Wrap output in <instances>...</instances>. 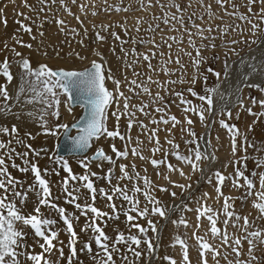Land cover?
<instances>
[{"label": "rangeland", "instance_id": "374dc122", "mask_svg": "<svg viewBox=\"0 0 264 264\" xmlns=\"http://www.w3.org/2000/svg\"><path fill=\"white\" fill-rule=\"evenodd\" d=\"M172 2L173 0H159V3H157V0H75V3H73V0H63V3H61V0H55V2L53 0H46V3L42 4L40 0H27V4L31 5V9H35L33 11L25 7V0H0V62L5 58L10 61L11 72L14 77L12 82L8 84V92L13 97L11 101L7 102L10 104L11 110L5 111L0 107V127L11 128L12 126H16L12 123V119L20 115V117H30L33 125L35 121L36 126L33 132L26 131L25 129L19 130V137L16 134H0V140H4L5 142L8 140L13 141L12 147L15 148L17 153H28L27 157L13 154L11 159L5 158L9 173L17 181L16 191L27 193V201L22 202L19 198L13 197L11 190H9L6 194L8 197L6 202H15L22 213L26 215L33 214V209L39 207V215L41 217L56 221L51 226V229L58 233L56 240L53 241L55 248H53L50 254H44L46 259L52 261V264H68L67 258L70 255L72 238L56 209L38 203L40 200V189L31 190V186L36 183L34 174L19 170V168L27 166L25 160L38 164L44 178L49 181L52 192V196L50 197L52 203L65 208L66 214L73 217V227L78 239L76 243L77 256L72 260V264H96L93 256L97 254L99 249L94 240H92L93 232L91 228L87 231L83 230L86 224L92 221L94 214L89 212L86 216L79 209H76L74 204L68 203V197L62 186L67 173L62 167V162L58 161V157L56 156V147L64 129H59L56 136L46 134L43 124L39 119V116L46 109V105L39 102L26 103L27 95L20 96L19 89L27 87V80L22 79L24 73L17 63L21 58L17 57L12 49L21 52L24 58L29 59L34 69L38 68L41 64H46L53 69L83 70L90 67L92 61L100 62L107 69L111 70V75L115 80L121 82L119 91H122L124 96L130 97L129 111L135 112L136 120L130 132L132 138L128 144L130 154L127 159L118 160L117 164L112 166L111 183L107 179L98 178L106 176L110 167L109 164L102 167H98V165L91 166L95 163L92 161L90 169H85L80 162L82 160L90 161L93 156L63 158V160H67L73 173L76 175H83L87 171H91L92 168L95 169L92 172H96L97 177H92V180L98 191L94 205L101 211L108 212L109 217L97 218L94 222L103 228L106 235L111 238L108 241L110 247L119 233H124L126 236L139 235L142 240L151 239L153 244L155 243L156 232H152L150 228L145 236L138 233L137 229L130 227V222L126 219L125 215L130 206L119 196H114L113 199V202L117 206L119 218H110L113 213L110 202L99 192V189H105L111 194V189L114 185L127 186L130 190L133 184L136 183L134 180L119 179V164L129 165V173L133 176L138 172L141 177H148L154 185L151 189V194L166 209L167 219H165L166 217H160L158 214H150L148 217L138 218L136 221L131 222L139 223L148 228L147 220L150 219L156 225V228H158L166 220L160 233L159 249L156 253L154 251L150 253L147 250L146 243H142L139 248H136L137 251L142 253L137 258L128 251L126 245L119 244L117 247H119L120 251L113 253L115 264H169V261L164 259V257H172L177 261V264H183L182 246L175 243L177 236L184 240L188 246L190 264H203L200 255V244L203 241H207L220 251V255L215 256V258L211 252L205 254L208 264H216L217 260L219 264H229L230 261L232 264H236L237 260H250L247 240H242V254L237 257L231 247L222 245L221 239L213 236L210 231V221L206 216H201L198 220L197 209L201 205L211 207L218 214L214 218L217 219V227L223 232V221L226 219L223 213L224 197H231L229 202L234 204V208L230 209V211H235L241 217L248 216L251 224V227L248 229L249 232L264 229V219L259 218L260 214L258 210L253 206L254 203L264 202L260 201L258 195L260 191L258 175H251L256 185L252 189L251 195L247 194L245 188H234L231 181L226 180L222 188L224 196H218L215 190L216 181L214 179V173L217 171L225 176H234L235 168L237 167L241 168L246 175L264 172V167H257V161L264 160V116L256 117L247 112V108L249 107H252L253 112L256 113L262 110L259 105L253 106L251 99H264V92L251 85H258V82L260 83V87L264 88V47L256 55H252L247 59L245 58L244 61L242 59L247 53L264 42V20H260L257 15H254L260 13V9L264 5L259 3L251 5L252 12L249 13L248 0H228V3L224 7H221L217 3V0H203V3H201V0H174L175 4L180 5L181 11L178 12L174 6L168 7ZM161 5H164V7L162 8ZM209 5L213 13L211 17L209 16ZM233 5H235V8ZM165 12L176 15L183 14L184 26L189 28L194 34L193 38L197 46L201 43H214L216 45L214 49H201L205 60L201 64V75L195 85H192L190 82L196 70L192 65L191 58L185 53L191 52L193 57L196 53L188 43L187 33L184 32V29L178 23L172 22L179 29V31H173L170 30L171 24L165 25L162 19H156L157 17L162 18ZM18 13H24L25 16L31 19H24V16H20ZM227 13H237V15H228ZM241 14L251 17V23L241 20L239 18ZM189 17L202 28H207L210 25L212 32H205L204 35L214 37L215 39L201 41L198 36H195L196 29L192 28ZM200 17H203V19H200ZM5 18L6 20L10 18L7 20L6 25L3 23V19ZM17 20L29 25L32 28V33L29 34L22 31ZM59 20H63L65 23L60 25L58 23ZM157 24L160 25L159 28L156 27ZM252 24L259 25V29L256 30L255 35L253 34ZM102 26H105L107 30H104ZM150 26L155 31H149ZM226 26L227 33L225 34L223 29ZM137 28L140 30L137 31ZM125 30H127V33ZM41 32L44 33L43 36L40 35ZM97 32L105 36L106 39L99 41L96 37ZM113 32L119 34L121 40L127 41V43L122 44L121 41L116 40L112 36ZM181 34H183L182 43H176L168 39L169 37H179ZM32 36H35V39H32ZM153 37L155 45L141 44L139 42L133 44L131 42L133 39L139 41L141 38L148 40ZM17 40L22 41L24 44H31L32 48L23 47L17 43ZM233 40L238 41V43L232 44L231 41ZM252 41H255V43ZM168 44H171V49H169ZM156 45H159V48ZM122 48L129 53L127 56H125V51H122ZM133 48H135L137 53H149V50L156 52L155 57L151 59V68L148 67V61L137 58L132 54L131 50ZM231 49H235V51H230ZM77 53H79V57H84V59H80L76 55ZM225 53L228 55L226 56ZM177 57H179V63H176ZM136 59H139V62L134 63L133 61ZM226 59L228 63L227 69L225 68ZM128 65L132 66L129 67ZM209 68L213 69L214 72H220V78L217 79L212 72H208L207 69ZM134 73H139V75H135ZM225 73H227V76H225ZM205 76L207 80L204 79ZM148 77H151L152 81H159L164 87L162 88L156 83H152L148 80ZM181 79L186 82L180 83ZM132 80H136L137 84L147 85L152 95L145 94L141 88L131 85L130 82ZM169 81H177V83H168ZM5 82V79L0 77V84H4ZM221 82L223 83L220 89H218L216 98H214V92L209 90L215 89ZM106 86L110 91H113L114 95L116 94V85L113 80H107ZM189 87H194V90L200 95H210L213 100L212 111L215 112H205V123H201L197 115L188 114L194 121L192 125L193 130L196 132L197 137H201L199 139L201 151L206 152L208 157L200 162V166L203 169L202 172H193L190 165L171 155L173 149L167 143L169 139L179 145V152L183 155H190L189 149L195 148L194 144L185 143L191 137L181 132V125L173 128L171 123L168 125L151 123L153 117L157 120L160 118L161 113L155 112V108L158 106H166L165 110L169 115H175L182 122L184 121L185 116L182 111L184 106L179 105V100L174 95L175 92H181L187 99L192 100L194 104H203L207 108L206 102L200 101L197 97H193L187 92ZM157 92L164 97L162 103H153V98ZM137 93L139 94L137 95ZM117 99L119 100L120 110L123 111L124 99L118 96ZM60 100L59 120L52 115L54 109L47 108L48 115L45 117V120L47 121L48 128L55 129L57 124H67L68 126L73 124L83 110L82 108L77 110H73L76 108H72V111L69 112L67 97L61 95ZM174 100L176 103H173ZM241 100L244 104L243 108L240 107ZM5 103L0 98V106ZM131 105H148L145 111L150 113V116H145L136 108H132ZM214 107L217 110H214ZM116 108L117 105L114 101L108 109L107 125L110 130L114 129L116 125V118L112 115L116 111ZM222 111L225 113L231 111L232 117L229 119L226 114L221 116L220 113ZM66 114L71 116L70 121H65ZM128 119L127 115L121 116L119 121L121 133L127 130ZM210 119L212 120L210 121ZM220 119H225L229 124H235L241 133L247 135V143L254 144L255 148L248 147L247 153H245L240 147L244 143L243 139L239 137L237 140L238 150L236 156L233 157L231 137L227 130L220 126ZM140 121L147 125L149 129L159 128L157 136L163 149L169 152L167 162L171 163L176 169H182L185 175H180V171L178 170L169 172L166 165H161L157 168L150 163V159L152 158L163 159L164 151L157 152L153 156L150 149L155 146V142L149 143L148 136L150 132H145L140 128ZM184 126L187 127L186 124ZM167 129H171V131L169 132ZM76 132L74 131L73 134ZM18 138L22 139L24 143L16 144L15 140ZM137 139L143 143L138 145ZM98 141L105 142V148L103 149L107 154L110 153L108 155H112L114 159L116 157L111 150L112 144H115L120 150H124V142H121L119 139L112 140L111 138L102 136ZM26 145H31V149L27 148ZM137 147L142 149V154L148 157V159H140L131 154V149ZM94 148L96 147L93 142V152L97 151H94ZM35 152H39L40 155H35ZM245 155L248 157L247 161L241 160L238 165L233 163L235 159H240ZM13 164L17 165V167H13ZM132 165H135L134 169ZM45 169H47L46 173L43 171ZM209 178H212V183L208 182ZM240 182L244 183L243 180ZM139 183L143 188V181L141 180ZM177 184H183L186 188L182 190L175 186ZM73 186H79L78 182H70V190ZM161 188H167L168 191H161ZM171 192H175L176 196H171ZM205 193H207V196H205ZM0 194H4V190L0 189ZM129 194L133 193L130 191ZM78 195L80 196L79 203H93L88 190L81 187ZM136 195L139 196L140 206L143 208L147 203L145 198L142 195ZM148 207L151 208V205H148ZM0 211H3L7 215L6 209ZM132 215L136 214L132 213ZM75 217H79V219ZM181 219L187 221V226L178 223ZM239 223L242 225L243 219ZM15 227L25 233L22 238V246L17 250V258L20 264H33L28 257L31 254L42 253L43 249L40 247V244L44 241L42 238L34 235V230L30 226L16 222ZM227 232L233 237L247 235L243 228H234L232 222L228 224ZM197 237H202L203 241H198ZM90 240L93 247V252L91 253L82 250L85 243ZM254 243L256 247L253 250V254L257 257V260L251 261V264H264V244L258 240L254 241ZM229 244H232V240H229ZM132 247L135 248L136 246L133 245ZM59 249H63V257H61ZM151 255H154L153 258H150ZM123 256H127L128 259L126 261L123 260ZM150 260L154 261L149 262Z\"/></svg>", "mask_w": 264, "mask_h": 264}, {"label": "snow or ice", "instance_id": "6c2138e0", "mask_svg": "<svg viewBox=\"0 0 264 264\" xmlns=\"http://www.w3.org/2000/svg\"><path fill=\"white\" fill-rule=\"evenodd\" d=\"M55 2V0H53ZM40 3H46V0H40ZM61 3H63V0H61ZM73 3H75V0H73ZM157 3H159V0H157ZM201 3H203V0H201ZM217 3L221 5V7H224L226 3H228V0H217ZM259 3L261 5H264V0H248V12H252L251 5ZM175 7L178 12L181 11L180 5L175 4L174 0L172 3L168 5V7ZM25 7H28L31 9V5L27 4V0H25ZM163 8L164 5H161ZM209 16L211 17L213 13L211 12L209 5ZM235 8V5H233ZM35 10V9H31ZM43 10V9H41ZM120 10V9H117ZM126 11V9H124ZM95 14V13H93ZM228 15H237V13H227ZM20 16H24V19H31L28 16H25L24 13H18ZM257 15L260 20H264V7H261L260 13L254 14ZM239 18L241 20H246L249 23H251V17L247 15H239ZM78 19V18H77ZM156 19H162V22L165 25H172L170 30L173 31H179L175 27V24H172V22L178 23L181 28L184 29V32L188 35V43L192 46L193 50L195 51L196 55L193 57L191 52H186L185 54L188 55L192 60V65L194 69L196 70L193 79L191 80V84L195 85L197 79L200 78V67L201 64L204 62L205 57L202 55L201 49H207L212 48L214 49L216 45L214 43L210 44H203L201 43L199 46H197L195 39L193 38L192 31L185 27V21L184 16L181 13L180 15H176L174 13L165 12L164 16L157 17ZM200 19H203V17H200ZM189 21L191 23L192 28L196 29L195 36H198L201 41L209 40V39H215L214 37L205 36V32H212V27L209 25L207 28H202L200 25L196 24L194 20L189 17ZM3 23L6 25L7 20L6 18L3 19ZM17 23L20 25V29L24 32H27L29 34L32 33V28L24 24L22 21L17 20ZM58 23L60 25H63L65 22L63 20H59ZM104 30H107L105 26ZM157 28L160 27L159 24L156 25ZM259 29L258 24H252V30L253 34L255 35L256 30ZM63 31V29H61ZM137 31L140 29L137 28ZM149 31H155L151 26L148 29ZM75 31V30H73ZM127 33V30H125ZM223 32L227 33V26L225 29H223ZM41 36L44 35L43 32L40 33ZM112 36L118 40L121 41L122 44L127 43V41L121 40V37L119 34L113 32ZM96 37L99 41H103L106 39L105 36L100 35L99 32L96 33ZM32 39H35V36H32ZM168 39L173 40L176 43H182L183 42V34H181L179 37H169ZM133 44L141 43V44H154L155 45V39L150 38L148 40H145L141 38L139 41L136 39H133L131 41ZM166 42V41H165ZM255 43V41H252ZM17 43L21 44L23 47H27L29 49L32 48L31 44H24L22 41L17 40ZM83 43V41H81ZM232 44L238 43V41L233 40L231 41ZM7 47V45H5ZM157 48H159V45H156ZM169 49H171V44H168ZM13 52H15V55L17 57H20L21 59L17 61V63L20 65L24 76L22 79L27 80V87H21L19 89L20 96L27 95L26 103H34L39 102L41 104L46 105V109L42 112V114L39 116L40 121L43 124L44 131L48 135L56 136L59 132V129L63 128L65 131L68 130L67 124H57L55 129L48 128L47 127V121L45 120V117L48 115L47 108H53L54 111L52 112V115L56 117L57 120L60 118V111L59 106L61 103L60 96L65 95L67 97V103H68V111H72L71 102L74 99L73 94L79 93L82 97V106L85 108V116L83 119V127L80 128V132L82 135L77 136L73 143L75 145V150L78 151H84L87 148L91 147V144L94 140H99L102 136L111 138L112 140L119 139L121 142H124V150H120L116 147L115 144L111 145V150L114 153L116 159L113 158L112 155H108L103 148L97 149L94 156L91 158L90 161H84L82 160L80 163L82 167L85 169H90V163L92 161H98V167H102L104 162H107L109 164V169L106 173V176L104 177H98L102 179H107L109 183H111L112 179V171L113 167L117 164L118 160L121 159H127L129 156V147L128 144L131 142V128L133 126V123L136 122L135 120V112L129 111L130 104L129 100L130 97L124 96V93L122 91H119L120 88V81L115 80L111 75V70L107 69L104 64L92 61L89 68L79 71V70H65V69H53L50 68L46 64H41L38 68H33L31 61L27 58L23 57V54L19 51H16L15 49H12ZM122 51H125L122 48ZM230 51H235V49H231ZM132 54L136 56L137 58H142L145 61H148V67L151 68V59L155 57L156 52L149 50V53H137L135 48L131 50ZM129 53L125 51V56H127ZM79 57V53L76 54ZM163 55V53H161ZM227 56L228 54L225 53ZM80 59H84V57H79ZM218 59V57H216ZM134 63L139 62V59H136L133 61ZM179 57L176 59V63H179ZM131 67L132 65H128ZM228 63L227 59L225 60V68L227 69ZM208 72H212L217 79L220 78L221 73L220 72H214L213 69L209 68L207 69ZM107 73V75H106ZM135 75H139V73H134ZM225 76H227V73H225ZM0 77H3L5 79L4 84H0V98H2L6 103L0 107L3 108L5 111H10V104H8V101H11L13 99L12 96H10L8 92V84L12 82L14 79L13 74L11 72V63L10 61L5 58L2 62H0ZM113 80L114 84L116 85V94L114 95L113 91H110L106 86V80ZM205 80H207V77H204ZM148 80L152 83H156L159 87H164V85L160 84L159 81H152L151 77H148ZM180 83H185L186 81L181 79L179 81ZM168 83L175 84L177 81H169ZM131 85H134L136 87H139L142 89V92L148 95H152L149 87L147 85H141L137 84L136 80H132L130 82ZM253 87L258 88L261 92H264V88H261L259 85H251ZM134 91V89H132ZM211 92H214L215 89L209 90ZM187 92L191 94L193 97H197L200 101L206 102L207 108L204 107L203 104H194L192 100L187 99L183 93L181 92H175V97L179 100V105H183V113L185 116L184 121L182 122L180 119L177 118L175 115H169L166 112V106L165 107H156L155 112L161 113L159 120L156 118L151 119L152 124H160L163 123L164 125H168L171 123L172 127L175 128L177 125H181V132L186 133L187 136L191 137V139H188L185 141L186 144H194L195 148L189 149L190 155H183L179 152V145L175 144L173 140L169 139L167 143L172 147L173 151L171 152V155H174L178 160L187 163L191 166V169L193 172L196 171H203V169L200 166V162L204 159H207L206 152L201 151V147L199 144V139L201 137H197L196 132L193 130L192 125L194 124V121L190 118L188 115L189 113L195 114L199 117V120L201 123H205V112H211L213 108V100L210 95H200L195 90L194 87H189L187 89ZM139 93H137L138 95ZM118 97H121L124 99L123 104V111L120 110L119 107V100ZM19 99V97H17ZM115 101L117 108L116 111L112 113V115L116 118V125L114 129L110 130L107 125V119H108V109L112 106L113 102ZM164 97L160 95L159 92H157L153 98V103L157 102H163ZM173 103H176L174 100ZM251 103L253 106L259 105L262 109L259 113L253 112L252 107L247 108V112L250 115L261 117L264 116V99H256L252 98ZM178 105V106H179ZM132 108H136L138 111L143 113L145 116H150V113L145 111V108L148 107V105H131ZM240 107H244L243 101L240 102ZM227 115V117L230 119L232 117L231 111L228 112H221L220 115ZM122 115H127L129 117L128 119V125L127 130L124 133H121L120 131V125L119 121ZM220 126L227 130L228 134L231 137V146H232V155L233 157L236 156L238 145L237 140L239 137H242L243 144L240 145L242 150L247 153L248 147L255 148L254 144H248V137L246 134L241 133L240 129L235 124H229L226 122L225 119L219 120ZM140 128L145 132H150V135L148 136L149 143L155 142V146L150 149L153 156H155V153L164 151V158L163 159H150V163L154 166L159 168L161 165H166L169 172L172 171H180V175H185L182 169H176L171 163L167 162V157L169 155V152L167 150H164L159 137L157 136V132L159 131V128L149 129L147 125H145L142 121L139 122ZM187 125L185 127L184 125ZM73 127H76L74 124ZM251 130V129H250ZM167 131H171V129H167ZM0 134L3 135H12L16 134L17 137H19V129L16 126H12L11 128L8 127H0ZM30 136V134H29ZM13 141L8 140L5 142L4 140H0V189L4 190V194H0V210H7V215L4 214L3 211H0V264H20V261L18 260V249L22 246V238L25 235V233L17 229L15 227L16 222H20L25 226H30L32 230H34V235L36 237L42 238L44 241L40 244V247L43 249V252L40 254H31L28 259L33 262V264H52V261L49 259H46L45 253L50 254L55 248V245L53 243L54 240H56L58 233L56 231H53L51 229V226L56 223V221L48 218H43L39 215L40 208L35 207L33 209V214H23L21 209L17 207L16 203L13 201H8L7 192L11 190V194L13 197L19 198L22 202L27 201V193L16 191V179L11 176V174L8 171V168L6 166V157L8 159L12 158L13 154L20 155L23 157H27L28 153H17L15 148L12 147ZM16 144H23L22 139H16ZM143 142L137 139V144H142ZM210 143V141H209ZM27 148L31 149V145H26ZM34 151V150H33ZM131 154L133 156H137L140 159H148V157H145L142 154V149L132 148ZM35 155L39 156V152H35ZM58 161L62 162V167L66 171L67 175L66 178L63 180V190L66 193L68 197V203L74 204L76 209H79L82 214L88 215V213H92L93 219L88 224H86L84 231H87L89 228H91L93 232L92 240H94L95 244L98 246L99 251L95 256H93V259L96 261V264H115V260L113 259V253L119 252L120 249L117 247L119 244H124L127 246L128 251L131 252L135 257L139 258L142 253L140 251H137L136 248H139L142 243H146L147 250L151 253L154 251V244L151 239L142 240L139 235H125L124 233H119L117 238L113 241L112 246L110 247L108 241L111 239L106 233L104 232L103 228H101L98 224H95V219L97 218H104L109 217L108 212L101 211L94 205V201L96 199V193L98 189L95 187L94 182L92 180V177H97L96 172L87 171L83 175H76L73 173L71 167L69 166L67 160H63V158H57ZM248 157L247 155L241 157L240 159H235L233 161L234 164L238 165L240 164L241 160L247 161ZM26 167H21L19 170L21 172H31L34 174V179L36 183L31 186V190L35 191L36 188L40 189V205L49 206L52 208H55L56 211L60 214L61 218L63 219V223L66 225V229L68 233L71 236V244H70V255L67 258L68 264H72V260L76 258L77 256V233L74 230L73 227V217H70L66 214V209L63 207H59L58 205L52 203L50 197L52 196L51 188L49 186V181L44 178V175L42 174V170L36 163H31L28 160H25ZM13 167H17V165L13 164ZM246 166V165H245ZM257 167H264V160H258L257 161ZM132 168H135V165H132ZM120 169V177L119 179H127L130 181H136V183L133 184L132 188L129 190L127 186L121 187L119 184L114 185L111 189V194H109L108 191L105 189H99V192L110 202V207L113 210L112 216L110 218H119V213L117 212V206L113 202L114 196H119L122 198L123 201H126L127 204L130 206L128 210L125 212L126 219L130 222V227L135 228L138 230V233L147 235V232L149 228L152 232H157L156 225L153 223L152 220H147L148 228L142 226L139 223H131L133 221H136L138 218H145L148 217L150 214L152 215H159L160 217H166V209L161 205V202L157 200L152 194L151 189L154 187L152 182L148 179V177L144 176L141 177L140 174L137 172L135 175H131L129 173V165L126 164H119ZM44 173L47 172V169L43 170ZM146 171V169H145ZM159 174V173H158ZM251 175H258L259 177V187L260 191L258 193L260 201H264V172L259 173H253L250 175H246L245 172L237 167L235 168V175L234 176H225L221 172L217 171L214 173V179L216 181V192L218 196H224V193L222 191V188L225 184L226 180H230L232 187L234 188H245L247 190V194H252V189L255 188V181L251 178ZM143 181V188L140 186V181ZM243 180L244 183H241L240 181ZM75 181L78 182L79 186H73L70 190L69 184L70 182ZM209 183H212V178H209ZM176 187L181 188L184 190L186 188L183 184H177ZM84 188L88 190V192L91 194V199L93 201L92 204H81L79 203L80 196L78 195L80 188ZM161 191L167 192V188H161ZM133 194H129V192ZM142 195L146 200V205L141 208L140 206V199L139 196L136 195ZM171 196L175 197L176 193L171 192ZM205 196H207V193H205ZM231 197H224V204H223V213L226 217V219L223 221L224 223V230L221 232V229L217 227V219L214 217L218 214L209 206L207 205H201L200 208L197 209L198 212V220L201 216H206L207 219L210 221L211 227L210 231L213 234L214 237H218L221 239V244L226 245L228 247L232 248V251L236 254L237 257H239L241 253V246H242V240H247V243L249 245L248 248V256L250 257V260L244 261V260H237L236 264H251V261H256L257 257L253 254V250L256 247V244L254 241L258 240L260 243L264 244V229H258L255 231L249 232L248 229L251 227L250 221L248 216L241 217L239 216L235 211H230V209L234 208V204L230 203ZM148 205H151V208L148 207ZM259 212L260 219H264V202L261 203H254L253 205ZM132 213H135L136 215H132ZM76 219H79V217H75ZM243 219V224L241 225L239 221ZM232 222V226L234 228H243L244 232L247 233V235L240 237L236 236L233 237L227 232V226L228 224ZM178 223L183 224L187 226V221L181 219L178 221ZM198 241H203L202 237H197ZM229 240H232V244H229ZM175 243H178L182 246L183 249V264H190L189 260V253H188V246L186 242L182 239H180L178 236L176 237ZM135 245L136 247H132ZM200 255L203 261V264H208V260L206 257V253L211 252L215 256L220 255V251L218 248L213 247V245L209 244L207 241H203L200 244ZM82 250H86L87 252L91 253L93 252L92 247V241L85 243L84 248ZM61 257H63V249H59ZM123 260H127V256L122 257ZM164 259L169 261V264H177V261L172 257H164ZM216 264H219V261L217 260ZM229 264H232L230 261Z\"/></svg>", "mask_w": 264, "mask_h": 264}, {"label": "bare ground", "instance_id": "6f19581e", "mask_svg": "<svg viewBox=\"0 0 264 264\" xmlns=\"http://www.w3.org/2000/svg\"><path fill=\"white\" fill-rule=\"evenodd\" d=\"M13 5V4H12ZM35 6V5H34ZM16 9V8H15ZM6 17V16H5ZM8 19H10V18H7V20ZM10 27H12V26H10ZM11 29V28H10ZM8 32H10V31H8ZM22 34V33H21ZM264 42H262V44L261 45H259V46H257V47H255L253 50H251L249 53H247V55L246 56H244L242 59H243V61L245 60V58L247 59L248 57H250V56H254V55H256L259 51H262L261 49H262V47H264V44H263ZM243 61H241V62H243ZM241 62H239V63H241ZM251 63V62H250ZM236 65V64H235ZM240 65V64H239ZM242 66V65H241ZM237 67V66H236ZM222 83L223 82H221L220 83V85H218V86H216L215 87V91H214V98H216V94L218 93V89H220V86L222 85ZM106 84H107V80H106ZM257 84L259 85L260 83H258L257 82ZM260 86V85H259ZM38 102V101H37ZM41 104V103H40ZM79 108H82V107H77L76 109H73V110H77V109H79ZM215 108V107H214ZM216 108H217V106H216ZM214 109V110H217V109ZM212 112H214V111H212ZM215 113V112H214ZM214 113H212L213 115H216V114H214ZM24 115V114H23ZM16 116V115H15ZM21 116V115H20ZM20 116H17V118H13L12 119V123H14V125H16V127L19 129V130H21V129H25L26 131H31V132H33V131H35V129H36V126H35V121H34V125H33V122H32V119H30V117H28V116H26V117H20ZM212 118H213V116H212ZM70 119H71V116L69 115V114H66V116H65V121H70ZM212 119H210V121H211ZM10 124V123H9ZM209 129V128H208ZM208 133V132H207ZM94 142V146L96 147V148H94V151L95 150H97V148H105V142H103V141H98V140H94L93 141ZM56 149H57V147H56ZM50 151V150H49ZM52 152H53V150H52ZM96 152V151H95ZM95 152H93V147H92V149H91V151L87 154V155H85V157H91V156H94V154H95ZM108 154H110V153H108ZM48 157V156H47ZM38 158V157H37ZM41 158V157H40ZM39 158V159H40ZM95 163L94 164H92L91 166H95V165H98V161H94ZM108 163H106L105 164V162L103 163V165H107ZM95 169L94 168H92L91 169V171H94ZM178 203V202H177ZM174 205H176V204H174ZM169 213V212H168ZM169 218V217H168ZM165 219H167V217L165 218ZM168 221V220H167ZM165 222H166V220L164 221V223L163 224H161V225H159L160 227H158L157 228V232L155 233V243H154V253H156V251L159 249L158 247H159V238H160V233H161V231H162V227H163V225L165 224ZM159 254V253H158ZM158 254H157V256H158ZM154 256V255H153ZM153 256L151 255V257L150 258H153ZM156 258V257H155ZM154 258V259H155ZM149 260V259H148ZM152 261H154V260H152ZM151 260L149 261V262H152ZM148 262V263H149ZM146 263V262H145Z\"/></svg>", "mask_w": 264, "mask_h": 264}, {"label": "water", "instance_id": "95a60500", "mask_svg": "<svg viewBox=\"0 0 264 264\" xmlns=\"http://www.w3.org/2000/svg\"><path fill=\"white\" fill-rule=\"evenodd\" d=\"M89 68V67H88ZM87 69V68H86ZM85 70V69H83ZM83 70H79V71H83ZM74 99L71 102V107L72 108H77V107H82V112L79 115V117L77 118V120L69 125L68 130L65 131L63 130V133L61 135V138L59 140V143L57 145V152H56V156L59 158H64V157H82L87 155L92 147H93V142L91 144L90 148L85 149L84 151H78L75 150V145L73 143V140L79 136L82 135V133L80 132V128L83 127V117L85 116V108L82 106V97L80 96L79 93H74L73 94ZM76 125V127H73V125ZM74 131H77L75 134H73ZM105 151V150H104Z\"/></svg>", "mask_w": 264, "mask_h": 264}]
</instances>
